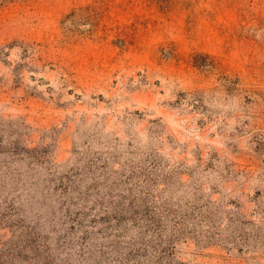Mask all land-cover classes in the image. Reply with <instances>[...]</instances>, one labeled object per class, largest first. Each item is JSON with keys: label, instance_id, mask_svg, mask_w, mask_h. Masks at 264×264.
Here are the masks:
<instances>
[{"label": "rangeland", "instance_id": "1", "mask_svg": "<svg viewBox=\"0 0 264 264\" xmlns=\"http://www.w3.org/2000/svg\"><path fill=\"white\" fill-rule=\"evenodd\" d=\"M0 120V264H264V0H0Z\"/></svg>", "mask_w": 264, "mask_h": 264}, {"label": "trees", "instance_id": "2", "mask_svg": "<svg viewBox=\"0 0 264 264\" xmlns=\"http://www.w3.org/2000/svg\"><path fill=\"white\" fill-rule=\"evenodd\" d=\"M80 12H81V16L80 18H82L84 21H88L89 23L90 22H93L94 18L97 16V14L95 13V10L92 9V8H82L80 9ZM76 13V11H71V13L67 14L66 16H72ZM66 16L64 19H66ZM64 21V20H63ZM26 50V48H25ZM22 66V64L20 65H16V68H20ZM12 121H3V120H0V133L2 135V131L8 133L9 135L8 138H5V142H3V147L4 148H11L13 150H20V151H24V152H28L29 148L27 146V144L23 141L22 138H20L21 135H19L21 132L17 131V134L15 135H10L13 133V130L12 129ZM11 129V130H10ZM7 130H10V131H7ZM12 132V133H11ZM260 142V141H259ZM2 142H0V145H1ZM262 144L263 141H261ZM263 148V146L261 147V149Z\"/></svg>", "mask_w": 264, "mask_h": 264}]
</instances>
